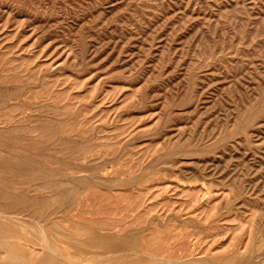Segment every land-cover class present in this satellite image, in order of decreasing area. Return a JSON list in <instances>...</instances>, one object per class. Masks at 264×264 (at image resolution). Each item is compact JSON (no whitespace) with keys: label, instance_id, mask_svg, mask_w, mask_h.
Returning a JSON list of instances; mask_svg holds the SVG:
<instances>
[{"label":"rangeland","instance_id":"1","mask_svg":"<svg viewBox=\"0 0 264 264\" xmlns=\"http://www.w3.org/2000/svg\"><path fill=\"white\" fill-rule=\"evenodd\" d=\"M0 193L35 260L42 225L68 261L264 264V0H0Z\"/></svg>","mask_w":264,"mask_h":264},{"label":"bare ground","instance_id":"2","mask_svg":"<svg viewBox=\"0 0 264 264\" xmlns=\"http://www.w3.org/2000/svg\"><path fill=\"white\" fill-rule=\"evenodd\" d=\"M79 153V152H78ZM16 166V165H15ZM46 171V170H45ZM44 171V173H43V175H45V174H48V172H45ZM25 172H27L26 170H25ZM40 173V172H39ZM41 174V173H40ZM26 175V174H25ZM72 177L70 178V180H69V184H72L73 185V183H75L74 181L78 178L76 175H71ZM83 176V175H82ZM85 176V175H84ZM88 176V175H87ZM19 178V177H18ZM16 179V178H15ZM54 179H56V178H54ZM50 180H53V179H50ZM46 181H48V179L46 180ZM9 182V181H8ZM24 182V181H23ZM58 182V185H62V187H59L60 188V190H59V192L61 193V195H63V194H65V195H71L72 194V192H73V189L71 188H66V186L64 185V183L61 181H57ZM40 183V182H39ZM95 184V183H94ZM22 185V184H21ZM42 185V184H41ZM45 185V184H44ZM37 186V185H36ZM7 189H8V187H7ZM23 189V188H22ZM26 189V188H25ZM45 189V188H44ZM20 191V190H19ZM21 192V191H20ZM47 193V192H46ZM29 194H32V193H29ZM60 195V196H61ZM4 196H5V198L6 199H12V200H15L16 201V203L17 204H20V203H29V204H33V203H37L38 202V200L37 199H25V198H23V197H16V196H13L12 195V193H5L4 194ZM23 196V195H22ZM30 196H32V195H30ZM36 196H38L37 194H36ZM0 197H2L3 198V195H2V193H0ZM46 197V196H45ZM32 198V197H31ZM37 198V197H36ZM14 206H12V207H7L6 209L7 210H9V209H11V208H13ZM0 211H3L2 209H0ZM7 215V214H6ZM16 217V216H15ZM6 219V218H9V219H12V221H16V222H18V223H20V220L22 219V218H20V217H18V218H14V217H11V216H5L4 214H2V213H0V220L1 219ZM9 219H8V221H9ZM7 220V219H6ZM11 221V220H10ZM28 221V220H27ZM29 221H31V220H29ZM33 222H34V220H32ZM31 221V222H32ZM15 222V223H16ZM23 223V222H22ZM30 223V222H29ZM35 224V223H34ZM20 225V224H19ZM36 225H37V223H36ZM23 226V225H22ZM24 227H27L26 225H24L23 226V228ZM35 227V226H34ZM60 227V226H59ZM67 227V226H66ZM65 227V228H66ZM28 228H30V227H28ZM22 229V228H21ZM27 229V228H26ZM32 230V229H31ZM7 229H3V230H1L0 231V250H3L5 253H4V259H3V261H0V264H89V263H85L84 261H82V260H80V258H78L77 260L78 261H68V260H66V259H62V256H61V253L59 252V249H58V247H57V245H55L50 239H49V236H48V232L46 231V228H44L42 225L40 226V227H38V232H36V234L38 235V233H39V238L42 240V242H43V244L45 245V249L46 248H48V253L46 254L45 253V255L44 256H41V257H38V258H36V260H35V258L33 259V255L36 253V251L35 250H33L32 249V247H29L28 249H29V252H20V249H19V247L17 248V249H14V247L16 246L15 245V243H12L11 242V240H10V238H11V235L10 234H8L7 232ZM26 231V230H25ZM33 232V231H32ZM57 232V231H56ZM61 232V231H60ZM26 233V232H25ZM62 233H64V232H62ZM34 234V233H33ZM60 234V233H59ZM50 235V234H49ZM121 235V234H120ZM28 236H29V234H28ZM38 236H36V237H38ZM69 236V235H68ZM101 236V235H100ZM122 236V235H121ZM70 237V236H69ZM117 237V236H116ZM124 237V236H123ZM131 237V236H130ZM129 237V238H130ZM134 237V236H133ZM32 239H34L33 237H32ZM72 239V238H71ZM77 239V238H76ZM81 240V239H80ZM80 240H77V241H80ZM108 240V239H107ZM138 240V239H137ZM76 241V240H75ZM40 242V241H39ZM41 242V243H42ZM138 242V241H137ZM117 243V242H116ZM130 243H131V241H130ZM84 244V243H83ZM132 244V243H131ZM43 245V246H44ZM81 245H82V243H81ZM114 245V244H113ZM134 245V244H133ZM139 245V244H138ZM42 246V245H41ZM40 246V247H41ZM27 247V246H26ZM85 247V246H84ZM136 247H137V245H136ZM138 248V247H137ZM41 249H43V248H41ZM47 250V249H46ZM41 252V251H40ZM62 253H64V252H62ZM66 254V253H65ZM64 254V255H65ZM120 254V253H119ZM123 254V253H122ZM130 254H132V253H130ZM3 255V254H2ZM41 255H43V254H41ZM112 255V254H111ZM116 255H118V254H116ZM121 255V254H120ZM119 255V256H120ZM126 255V254H125ZM72 256V255H71ZM83 256V255H82ZM99 256V255H98ZM98 256H96V258L98 257ZM113 256V255H112ZM114 256H115V254H114ZM114 256H113V258H114ZM123 256V255H122ZM133 256V255H132ZM135 256H141V255H135ZM146 256V255H145ZM90 257V256H89ZM100 257V256H99ZM108 257H110V256H108ZM108 257H107V259H108ZM150 257V256H149ZM201 257V256H200ZM77 258V257H76ZM95 258V256L93 255V259ZM106 258V257H105ZM105 258L103 259V261H105ZM148 258V257H147ZM159 258V257H158ZM158 258H154L153 257V259H157L158 260ZM74 259V258H73ZM92 259V260H93ZM106 259V260H107ZM111 259V258H110ZM149 259V258H148ZM163 259V258H162ZM188 259V258H187ZM190 259V258H189ZM194 259V258H193ZM196 259V258H195ZM199 259V258H198ZM70 260V259H69ZM76 260V259H75ZM87 260H88V257H87ZM90 260V259H89ZM97 260V259H96ZM98 260H100V262H101V259H98ZM97 260V261H98ZM118 260V259H117ZM147 260V259H146ZM150 260V259H149ZM151 260H152V258H151ZM86 261V260H85ZM102 261V262H103ZM160 261V262H159ZM205 261V260H204ZM207 261H209V259L207 260ZM206 261V262H207ZM92 262V261H91ZM195 262V261H194ZM199 262V261H198ZM211 262V263H210ZM113 263V262H112ZM145 263V262H144ZM205 263V262H204ZM208 264H213L212 263V261L210 260L209 262H207ZM99 264H102V263H99ZM109 264V263H108ZM146 264H198V263H193V262H178V261H172V260H169V259H166V260H162L161 261V258H159V260L158 261H149V263H146ZM202 264V263H201Z\"/></svg>","mask_w":264,"mask_h":264}]
</instances>
